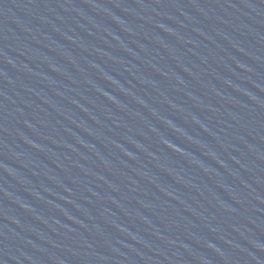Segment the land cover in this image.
Listing matches in <instances>:
<instances>
[{
  "label": "water",
  "instance_id": "water-1",
  "mask_svg": "<svg viewBox=\"0 0 264 264\" xmlns=\"http://www.w3.org/2000/svg\"><path fill=\"white\" fill-rule=\"evenodd\" d=\"M0 264H264V81L171 0H0Z\"/></svg>",
  "mask_w": 264,
  "mask_h": 264
}]
</instances>
